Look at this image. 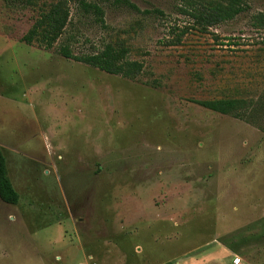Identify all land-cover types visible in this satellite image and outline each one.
<instances>
[{"label":"rangeland","instance_id":"374dc122","mask_svg":"<svg viewBox=\"0 0 264 264\" xmlns=\"http://www.w3.org/2000/svg\"><path fill=\"white\" fill-rule=\"evenodd\" d=\"M58 0H0V264H264V0L206 32L179 0L69 3L50 50L21 39ZM224 3L225 0H192ZM187 29L170 45L177 30ZM122 43L135 80L66 60ZM237 100V116L197 101Z\"/></svg>","mask_w":264,"mask_h":264},{"label":"trees","instance_id":"16d2710c","mask_svg":"<svg viewBox=\"0 0 264 264\" xmlns=\"http://www.w3.org/2000/svg\"><path fill=\"white\" fill-rule=\"evenodd\" d=\"M7 4L12 0H4ZM185 2L186 8L181 10L191 17L196 29L206 32L208 28L230 22L247 10L244 0H225L224 3L215 2H193L192 0H179ZM26 5H36L37 0H24ZM121 2L128 8L138 11L137 8L126 0ZM73 3L85 13H91L96 20L103 23V11L95 4L87 3L85 0H58L41 9L21 41L26 45L38 46L45 50L53 48L54 44L64 33L69 21L68 4ZM253 25L256 28L264 29V14H257L253 17ZM187 29L177 30L176 36L170 45L179 44L181 38L186 35ZM58 54L66 60L86 65L97 69L105 74L119 76L124 79L135 80L142 72V64L127 59L128 50L122 43L106 44L94 54L75 55L68 46L58 49ZM197 105L209 111L221 115L237 116L240 107L237 100H214L197 101ZM0 200L6 205H17L19 196L14 190L7 174L5 158L0 149Z\"/></svg>","mask_w":264,"mask_h":264},{"label":"crops","instance_id":"0c3cea01","mask_svg":"<svg viewBox=\"0 0 264 264\" xmlns=\"http://www.w3.org/2000/svg\"><path fill=\"white\" fill-rule=\"evenodd\" d=\"M215 249L212 251H200L197 255L193 256L192 258H188L184 260V264H214V260H217V257H220L219 255H216L214 253ZM226 264H229V262H225ZM241 264V263H240Z\"/></svg>","mask_w":264,"mask_h":264},{"label":"built area","instance_id":"2783aa9c","mask_svg":"<svg viewBox=\"0 0 264 264\" xmlns=\"http://www.w3.org/2000/svg\"><path fill=\"white\" fill-rule=\"evenodd\" d=\"M235 263H237V264H238V263H239V260H235Z\"/></svg>","mask_w":264,"mask_h":264}]
</instances>
